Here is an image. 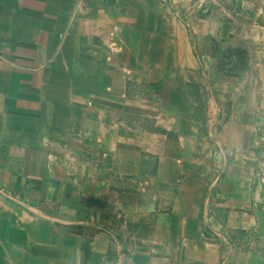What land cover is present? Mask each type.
<instances>
[{
  "label": "crops",
  "instance_id": "crops-1",
  "mask_svg": "<svg viewBox=\"0 0 264 264\" xmlns=\"http://www.w3.org/2000/svg\"><path fill=\"white\" fill-rule=\"evenodd\" d=\"M224 15L0 0V264H264V25Z\"/></svg>",
  "mask_w": 264,
  "mask_h": 264
},
{
  "label": "rangeland",
  "instance_id": "rangeland-1",
  "mask_svg": "<svg viewBox=\"0 0 264 264\" xmlns=\"http://www.w3.org/2000/svg\"><path fill=\"white\" fill-rule=\"evenodd\" d=\"M220 11L224 12V17H229L231 11L236 9L244 11L247 14H257L258 22L264 25V0H216ZM224 57L229 59L238 53L237 50L224 45Z\"/></svg>",
  "mask_w": 264,
  "mask_h": 264
},
{
  "label": "trees",
  "instance_id": "trees-1",
  "mask_svg": "<svg viewBox=\"0 0 264 264\" xmlns=\"http://www.w3.org/2000/svg\"><path fill=\"white\" fill-rule=\"evenodd\" d=\"M237 51H238V53H237L236 55H237L239 58L242 57V55H243L244 52H243L242 50H239V49H238Z\"/></svg>",
  "mask_w": 264,
  "mask_h": 264
}]
</instances>
